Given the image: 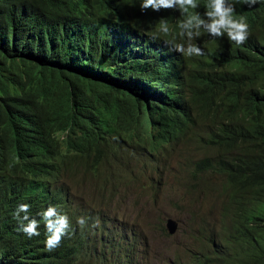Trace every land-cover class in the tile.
<instances>
[{
  "label": "trees",
  "instance_id": "trees-1",
  "mask_svg": "<svg viewBox=\"0 0 264 264\" xmlns=\"http://www.w3.org/2000/svg\"><path fill=\"white\" fill-rule=\"evenodd\" d=\"M229 2L248 40L201 30L203 55L188 57L174 51L187 44L177 9L0 0V264H142L125 208L158 192L179 144L222 180L229 220L192 264H264V0ZM197 3L204 16L208 0ZM19 204L39 236L19 231ZM50 205L70 221L52 251L38 215Z\"/></svg>",
  "mask_w": 264,
  "mask_h": 264
},
{
  "label": "rangeland",
  "instance_id": "rangeland-1",
  "mask_svg": "<svg viewBox=\"0 0 264 264\" xmlns=\"http://www.w3.org/2000/svg\"><path fill=\"white\" fill-rule=\"evenodd\" d=\"M199 158L191 144H179L167 162L158 192L154 195L145 188V197L141 195L139 205L125 208L138 225L137 262L191 264L207 243L219 241L221 228L229 225L227 215V219L223 215L226 199L222 180L197 175L194 165ZM167 219L179 224L175 235L167 234Z\"/></svg>",
  "mask_w": 264,
  "mask_h": 264
},
{
  "label": "clouds",
  "instance_id": "clouds-1",
  "mask_svg": "<svg viewBox=\"0 0 264 264\" xmlns=\"http://www.w3.org/2000/svg\"><path fill=\"white\" fill-rule=\"evenodd\" d=\"M258 2L259 0H245L249 8H253ZM206 7L208 10L205 11L204 16H201L195 11L190 13V10L199 8L197 0H142L140 4L142 12L149 9L153 12L177 9L181 15H184L185 18L179 23V28L181 30L180 35L187 38V44H176L174 51L188 57L203 55V50L198 44L193 43V40L200 35L201 30L207 32L212 38L220 39L226 34L227 39L237 45H242L248 40L249 25L247 20L243 15H235V6L229 0H208ZM157 30L164 35L169 34L170 26L166 18L159 19ZM13 215L19 223V231L29 238L40 235L38 231L40 221L30 215V205L19 204ZM38 215L43 220L47 231L45 246L47 250L52 251L60 245L63 237L68 234L70 229L69 218L51 205ZM85 222L84 217L77 220L80 225H84Z\"/></svg>",
  "mask_w": 264,
  "mask_h": 264
},
{
  "label": "water",
  "instance_id": "water-1",
  "mask_svg": "<svg viewBox=\"0 0 264 264\" xmlns=\"http://www.w3.org/2000/svg\"><path fill=\"white\" fill-rule=\"evenodd\" d=\"M165 228L169 235H175L179 227H178V224L174 220L168 219L166 221Z\"/></svg>",
  "mask_w": 264,
  "mask_h": 264
}]
</instances>
